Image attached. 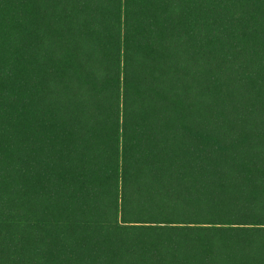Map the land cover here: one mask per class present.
Masks as SVG:
<instances>
[{
  "label": "trees",
  "instance_id": "1",
  "mask_svg": "<svg viewBox=\"0 0 264 264\" xmlns=\"http://www.w3.org/2000/svg\"><path fill=\"white\" fill-rule=\"evenodd\" d=\"M0 264H264V0H0Z\"/></svg>",
  "mask_w": 264,
  "mask_h": 264
}]
</instances>
